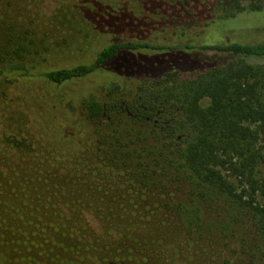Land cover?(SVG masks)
Listing matches in <instances>:
<instances>
[{"label": "trees", "instance_id": "obj_1", "mask_svg": "<svg viewBox=\"0 0 264 264\" xmlns=\"http://www.w3.org/2000/svg\"><path fill=\"white\" fill-rule=\"evenodd\" d=\"M240 1L0 0V264H264Z\"/></svg>", "mask_w": 264, "mask_h": 264}, {"label": "rangeland", "instance_id": "obj_2", "mask_svg": "<svg viewBox=\"0 0 264 264\" xmlns=\"http://www.w3.org/2000/svg\"><path fill=\"white\" fill-rule=\"evenodd\" d=\"M240 2L244 3L245 0H241ZM240 22H242V25L234 28L233 31L229 33L232 38L248 42L256 40L264 41V7L261 11L253 15L240 17ZM256 63L259 65L261 74L260 91L264 95V59L258 60ZM206 101V99H203L202 104L205 105Z\"/></svg>", "mask_w": 264, "mask_h": 264}]
</instances>
